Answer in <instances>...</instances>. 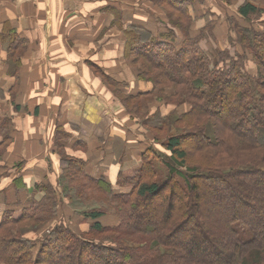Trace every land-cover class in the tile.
I'll list each match as a JSON object with an SVG mask.
<instances>
[{
    "label": "trees",
    "instance_id": "16d2710c",
    "mask_svg": "<svg viewBox=\"0 0 264 264\" xmlns=\"http://www.w3.org/2000/svg\"><path fill=\"white\" fill-rule=\"evenodd\" d=\"M231 1L218 0L211 34L224 21L215 40L233 52L201 45L207 0H152L169 20L162 28L126 25L120 6L104 5L135 76L152 86L122 95L126 112L159 105L141 120L153 144L115 184L63 156L57 185L45 176L31 192L25 161L8 164L12 121L0 115V169L17 165L0 176L10 179L0 182V264H264V0Z\"/></svg>",
    "mask_w": 264,
    "mask_h": 264
},
{
    "label": "crops",
    "instance_id": "0c3cea01",
    "mask_svg": "<svg viewBox=\"0 0 264 264\" xmlns=\"http://www.w3.org/2000/svg\"><path fill=\"white\" fill-rule=\"evenodd\" d=\"M108 1L121 7L126 25L138 20L168 27L139 0H0V115L12 121L8 164L26 161L31 192L45 176L57 185L63 156L84 161L92 177L115 184L150 142L141 119L136 124L117 98L152 86L134 75L123 31L102 11ZM157 105L150 103L143 119ZM171 108L160 107L162 115Z\"/></svg>",
    "mask_w": 264,
    "mask_h": 264
},
{
    "label": "rangeland",
    "instance_id": "374dc122",
    "mask_svg": "<svg viewBox=\"0 0 264 264\" xmlns=\"http://www.w3.org/2000/svg\"><path fill=\"white\" fill-rule=\"evenodd\" d=\"M140 2H141V5H144V6H148V7H150V9H152V10H154L157 14H160V15H157V17L159 18V19H161V20H163L164 22H168L169 20H168V18L166 17V15H165V13H164V11H161L160 9H158L157 8V6H156V4L154 3V2H152V0H139ZM203 1V0H202ZM208 1V3H209V5L210 6H212V7H214L215 9H217V6L219 5V2H218V0H207ZM234 1H236L237 2V4L240 2V1H237V0H233V1H231V2H234ZM198 8H199V10H202L203 8H204V5L202 6V7H199L198 6ZM215 9H213V11H210V12H207V16L208 17H210L209 19H208V17H205V19H206V21H208L209 22V25H207V29L205 30V32L203 33L204 34V36H205V39L201 42V45H202V47L203 48H206V47H216L217 49H223V48H225V49H228V50H230L231 52H233V49L232 48H230L229 47V40H227V39H224L223 41H222V39H220V40H218V39H216L215 40V37H218V38H220L221 36H223V34H225V27H224V21H221V20H219V24L221 25V26H223V27H219V28H217L215 31H214V35H215V37L214 36H212V34H211V32H212V27H213V25L215 24V23H218L217 21H216V19L218 18V16H219V11H220V9L218 10H215ZM228 9V8H227ZM232 9V11H233V9H234V7H232V8H229L228 10L230 11ZM218 12V13H217ZM205 21V22H206ZM208 26H209V28H208ZM210 45V46H209ZM128 67V66H127ZM132 68H133V70H134V67L133 66H131ZM132 68H130L129 67V69L131 70ZM136 74V72H135V70H134V75ZM144 82H146V81H144ZM148 83V82H147ZM117 98L120 100V101H122V98H123V96L121 95V96H117ZM123 105H124V103H122ZM126 105L125 106H127V109L128 110H131V107H129L128 105H129V103L127 104V103H125ZM101 106V105H100ZM156 107H159V105H157ZM134 111H136V110H134ZM142 113H143V111L142 110H139V114L140 115H137L136 117H134L133 115L132 116H130L134 121H135V123L136 124H139V119H141V120H143V117H142ZM107 114V113H106ZM135 114V113H134ZM102 118L104 117V115H102L101 116ZM101 118V119H102ZM138 120V121H137ZM140 125V124H139ZM144 132H145V135H148L147 137H149V139H150V142L149 143H151V144H153L152 142H153V138H152V134L150 135L149 133H147V131L144 129V127H143V131H142V133L144 134ZM164 135V134H163ZM145 145H147V144H145ZM144 145V146H145ZM154 147L159 151V152H161V153H163L164 155H168L169 153L168 152H165L163 149H162V147L158 144V145H155L154 144ZM170 155V154H169ZM32 160H34V161H37V158H31L30 157V160H29V162L30 161H32ZM198 160H197V157H195V159H191V160H188V163L189 164H194L195 162H197ZM24 162V160L22 161V163ZM18 164H20V163H18ZM27 166V164H26V161H25V167ZM15 167H17V165L16 166H14L12 169H13V171L11 170L10 172H9V169H8V167H3V168H1L0 169V176L2 175V176H6L8 173V177H10L11 175H15L16 176V173H17V171L16 170H14L15 169ZM132 167H134V168H131V169H129L128 171L129 172H132L131 170H135V169H138V167H137V165H135V166H132ZM62 168H65V164L63 163H61V169ZM126 170V169H125ZM62 171H63V169H62ZM127 171V170H126ZM59 178V177H58ZM58 180V179H57ZM49 183L50 184H53L51 181H49ZM55 183V182H54ZM56 183H57V181H56ZM59 191V193H60V189L58 190ZM69 199V198H68ZM63 203H64V201H63ZM84 203V202H83ZM64 205V204H63ZM68 205V202L67 201H65V205L64 206H66V208L64 207V209L67 211V212H70L72 209H71V207L70 206H67ZM75 208L77 209V210H79L80 208H78V206L76 207V205H75ZM60 210V209H59ZM59 212H61V213H63L64 211H59ZM73 212V211H72ZM60 213V214H61ZM75 213V212H74ZM105 220H110V219H108V218H105ZM36 237L35 236V234H33V233H31V232H29V233H27L26 234V236L25 237ZM85 258V257H84ZM84 258H81L80 260H81V262H83V260H84ZM58 264V263H57Z\"/></svg>",
    "mask_w": 264,
    "mask_h": 264
}]
</instances>
